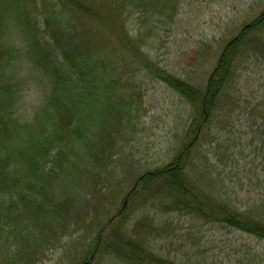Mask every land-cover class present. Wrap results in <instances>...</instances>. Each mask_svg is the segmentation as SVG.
I'll use <instances>...</instances> for the list:
<instances>
[{"label":"trees","instance_id":"1","mask_svg":"<svg viewBox=\"0 0 264 264\" xmlns=\"http://www.w3.org/2000/svg\"><path fill=\"white\" fill-rule=\"evenodd\" d=\"M181 1L0 0V264H38L49 252L65 247L66 238L88 223V205L113 189L114 159L123 151L117 148L129 143L138 109L130 95L121 94L120 80L112 78L107 67L124 55L133 63L126 67L139 65L159 80H171L161 69L153 72L155 64L124 28L140 25L141 32L146 16L154 18L160 7H170L172 21ZM257 21V28L256 22L245 27L248 34L243 31L227 45L204 89L180 81L174 85L194 110L188 144L170 164L123 179L122 186L132 187L79 264H101L100 258L111 254L125 264H177L153 252L166 238L165 225L148 216L135 220L136 212L165 197L174 198L171 212L264 241V207L231 206L218 194V183L208 181V170L200 178L197 154L211 126L217 121L228 125L227 117L241 108L238 66L252 51L264 56V15ZM91 24L94 31H86ZM14 29L21 43L9 39ZM24 57L44 89L33 116L25 121L19 116L23 82L17 70ZM132 76L128 74L127 82L133 83ZM250 110L254 144L264 139V104ZM120 127L130 131L116 145ZM261 129L262 139L257 140L254 135ZM262 158L264 162V152ZM111 193L115 197V191Z\"/></svg>","mask_w":264,"mask_h":264},{"label":"rangeland","instance_id":"2","mask_svg":"<svg viewBox=\"0 0 264 264\" xmlns=\"http://www.w3.org/2000/svg\"><path fill=\"white\" fill-rule=\"evenodd\" d=\"M175 9L176 15L171 21L168 18L172 15L169 6L165 11L164 7L157 8L154 18L146 16L141 32L138 31L140 25H134L133 28L129 23L125 26L124 31L128 32V37L135 40L142 54L155 64L153 72L157 68L161 69L171 80H159L155 73L139 65H134L135 69L126 67L133 63L124 55L121 60L107 67L111 77L120 80L121 94L130 95L136 101L133 102L138 109V120L133 123L136 127L130 133L127 127L117 130L121 135L115 140L116 145L119 141L123 143L120 139L128 133L130 141L117 148L123 151L117 153L114 159L117 163L113 166L116 171L113 189L110 187L106 194L96 197L99 201L93 200L95 204L88 205L91 212L86 218L88 223H82L77 234L66 238V246L49 252L38 264L81 263L93 239L98 237L104 227L102 224L118 211L119 205L125 200L126 191L132 187L130 184L122 186L123 179L129 174L138 175L143 169L152 171L170 164L178 149L184 143L188 144L191 137L188 131L194 110L174 85L180 81L199 90L204 89L227 45L245 32V27L253 25L264 15V0H182L176 4ZM145 26L149 28L145 30ZM152 28L154 30L151 32L149 29ZM85 30L94 31L92 24L85 27ZM9 39L21 43L15 29L9 34ZM244 58L238 66L240 77L236 79L238 89H242L238 99L242 103L241 108H235L237 110L233 118L227 117L228 125L215 122L208 132L206 145L201 153L197 152L202 167L200 178L208 170L211 178L208 177V181L213 180L214 184L217 182L219 185L218 194L240 210L253 204L259 205V209L264 207V139L261 129L259 135L254 136L262 140L254 144L250 142V125L255 117L252 119V114L249 116L250 107L260 108L264 104V56L252 51ZM31 68L26 57L17 65L23 82L19 103V116L23 121L33 116L34 107L44 95L43 86L39 79H33L38 76L33 74L35 71ZM128 74L133 75L131 81L134 84L127 82ZM136 96L138 99H135ZM227 138L229 143L225 141ZM227 145V151L222 149ZM256 147L259 150L254 153ZM198 172L195 173L196 177ZM111 191H115V197H112ZM90 194L93 197L95 195L94 192ZM173 200L165 197L136 212L135 220L148 216L149 219H156L157 225L162 224L167 228L166 238L153 248L157 256L177 264H264V241L231 228L205 225L190 215L171 212L168 207L173 206ZM84 207L85 204L80 205L81 210ZM100 262L125 264L112 254L100 258Z\"/></svg>","mask_w":264,"mask_h":264}]
</instances>
